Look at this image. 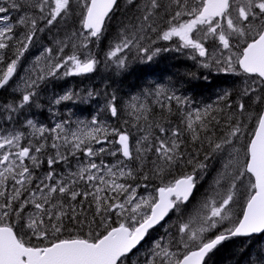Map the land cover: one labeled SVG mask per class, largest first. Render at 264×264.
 Segmentation results:
<instances>
[{"label": "snow or ice", "instance_id": "6c2138e0", "mask_svg": "<svg viewBox=\"0 0 264 264\" xmlns=\"http://www.w3.org/2000/svg\"><path fill=\"white\" fill-rule=\"evenodd\" d=\"M126 3L136 14L105 67L152 61L169 50L153 47L158 41L176 39L175 50L243 84L202 108L174 85L127 101L68 90L48 102L53 123L29 118L49 82L97 72L90 45H99L118 0H0V89L14 83L19 94L0 104V264H209L223 242L264 235V0ZM76 18L79 28L69 23ZM61 22L29 62L38 33ZM101 95L87 119L56 108L99 104ZM225 156L197 200L210 162ZM172 215L143 260H131ZM252 264H264V253Z\"/></svg>", "mask_w": 264, "mask_h": 264}, {"label": "trees", "instance_id": "16d2710c", "mask_svg": "<svg viewBox=\"0 0 264 264\" xmlns=\"http://www.w3.org/2000/svg\"><path fill=\"white\" fill-rule=\"evenodd\" d=\"M118 5L119 6L116 7L111 14L112 19L107 21V29L99 45H90L93 52L101 61L97 72L94 73V81L87 86L86 84L88 81L85 82L81 78H66L64 82L67 84L69 81L70 90L79 91L87 88L100 91L101 93L107 92L111 94L115 92L121 101H127L130 97L141 92V88L145 87L149 78L153 81H157L158 79L155 78V75L162 72L164 77L162 80H165V82L163 81L165 84L174 85L177 93L188 96L191 100H194L195 104L201 106L210 104L213 100L216 101L217 97L225 90L233 91L242 86L245 77L232 76L202 68L196 60L190 58L193 53L186 49H184L183 52L170 50L162 51L158 56H155L152 61L148 62L130 58L127 69L122 71H117L115 65L105 67V53L115 42L117 32L122 23H126L130 17L136 14V10L127 5L126 0H118ZM69 23L73 24L75 28L80 27L78 18L69 21ZM63 27L64 24L61 22L60 25H57V27L47 32L50 36H56L58 30ZM49 38L46 32L38 33V41H43L49 45ZM161 48L163 49V47ZM102 72H106L108 75L102 77ZM142 77H146V80H144L145 83L142 81ZM167 80L169 81L167 82ZM197 91L200 92L198 93ZM18 95V93L3 90L0 92V104L11 102ZM96 100H99L100 103L97 104L94 101H89L87 105H80L83 108L82 110L85 116H89L93 111L91 110L92 103L97 106V111L99 110V107L102 105L101 102H104L103 95L97 97ZM43 103H47L46 99L43 100ZM249 127L251 129L252 125ZM174 220H176V216L172 215L171 221L167 223V227L164 229L162 227L157 228L150 233V236L146 239L143 246L139 248V251L131 255V260L141 253L142 255L146 253L149 248L146 250L142 249L163 235L165 229L169 228L171 222ZM261 253H264V235L251 239H230L214 250L211 254L209 264H252Z\"/></svg>", "mask_w": 264, "mask_h": 264}, {"label": "rangeland", "instance_id": "374dc122", "mask_svg": "<svg viewBox=\"0 0 264 264\" xmlns=\"http://www.w3.org/2000/svg\"><path fill=\"white\" fill-rule=\"evenodd\" d=\"M19 14L20 13H17V12H12L11 13V15L13 17L18 16ZM45 32L50 37V34H48L47 31H45ZM164 42H167V43L170 42V47L168 45V48H167L170 51H175V49L177 48V47L173 46V44H175L176 46L179 45V41L176 40V39H174L173 41H164ZM171 42H173V44ZM158 43L161 44V41H158ZM47 45L48 44H46L45 42L38 41V39H37L36 44L30 49V53L27 54L28 61L30 62L34 58L35 55H39L40 51L42 50V47L43 46H47ZM153 47H155V45ZM25 67H27V63H25ZM160 74H162V72H160ZM224 74H226V73H224ZM20 75L23 76L24 75V72L21 71ZM107 75H108V73H106V72H102L101 73V76L102 77H105ZM228 75L236 76V75L230 74V73H228ZM77 78H81L85 82L88 81L87 84H86L88 86L91 82L94 81L95 75L93 73V74H89V76H87V77H77ZM144 78H146V77H142L143 80L142 79L141 80L142 81L146 80ZM65 79L66 78H63V79L51 81V82L48 83L47 90L41 93L40 103H41V105H43L42 106L43 108L36 110V115L35 116H30L29 118H33V119H36L38 121H42V122L49 123V124H51L53 122V117H51L52 114L48 111V107H49V103L48 102L51 100V98L54 95H63L65 92H67L68 90H70V88H69V81L66 84L64 82ZM160 81H164V80H160ZM139 85H141V84H139ZM13 88H15V84L14 83L12 84L11 87L7 88V90L8 91L9 90H12L13 91ZM149 88L154 89L155 87L149 85ZM86 90H88V89L86 88L84 90H79V91L73 90V91L80 92L81 95L83 96L84 93L86 92ZM144 90H146V89L144 87H142L141 88V92H143ZM177 94L180 95L179 93H177ZM44 99H46V102H47L46 104L43 103V100ZM81 104L87 105L85 103H80V102H76V103H73V102H65V105L56 106V108H58L64 114H66L69 110H71L72 112H74L76 114V116L80 117L81 119H87V118H89V116H85V114L83 113V110H82L83 108L80 106ZM101 104H103V102H101ZM194 106L195 107H201L202 108L204 105L197 106V104H194ZM91 110H93L91 112V114H95V112L97 111V106L94 103H92ZM132 131L135 133V129H132ZM226 160H227V157L225 156L223 160H212L210 162V168L208 169V173L209 174L205 175V178L203 180H200L199 181V184H198V192L196 194V199L197 200L201 199L203 197V195L206 193V191H208L209 185L211 184L213 177L216 175V171H218L221 168L222 164L224 162H226ZM150 245L145 246L142 250H146L147 248L150 247ZM143 256H145V253L143 255L141 253L139 256L134 257L132 260H136L137 258H139L142 261Z\"/></svg>", "mask_w": 264, "mask_h": 264}, {"label": "bare ground", "instance_id": "6f19581e", "mask_svg": "<svg viewBox=\"0 0 264 264\" xmlns=\"http://www.w3.org/2000/svg\"><path fill=\"white\" fill-rule=\"evenodd\" d=\"M51 37V36H50ZM49 40H50V38H49ZM47 42V41H46ZM180 61V60H179ZM172 63V62H171ZM157 70V69H156ZM163 70V69H162ZM165 72V71H164ZM145 73V72H144ZM155 78H157L158 80L157 81H153L151 78H149L148 80H147V84L145 85V89H149V85L150 86H154V87H156L157 85H167V84H165L163 81H161V82H159L160 81V79L162 80L164 77H163V75L162 74H160V73H158L157 75H155ZM144 79H146V78H144ZM165 81V80H164ZM169 80H167V82H168ZM144 83H145V81H144ZM143 83V84H144ZM192 91V90H191ZM194 91V90H193ZM198 92V91H197ZM200 92V91H199ZM198 92V93H199ZM139 93H141V92H139ZM193 93V92H192ZM218 93V92H217ZM216 93V94H217ZM191 94V93H190ZM201 94V93H200ZM205 94V93H204ZM192 102L194 103V100L192 99ZM195 104V103H194ZM43 106V105H42ZM197 106H200V105H197ZM43 108V107H42ZM52 117V116H51ZM53 123V122H52ZM175 221V220H174ZM226 253V252H225ZM225 262V261H224Z\"/></svg>", "mask_w": 264, "mask_h": 264}, {"label": "water", "instance_id": "95a60500", "mask_svg": "<svg viewBox=\"0 0 264 264\" xmlns=\"http://www.w3.org/2000/svg\"><path fill=\"white\" fill-rule=\"evenodd\" d=\"M1 90V89H0ZM257 235H260V234H254L253 236H257Z\"/></svg>", "mask_w": 264, "mask_h": 264}]
</instances>
